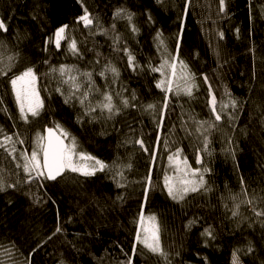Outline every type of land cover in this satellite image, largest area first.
<instances>
[{
	"label": "trees",
	"instance_id": "obj_1",
	"mask_svg": "<svg viewBox=\"0 0 264 264\" xmlns=\"http://www.w3.org/2000/svg\"><path fill=\"white\" fill-rule=\"evenodd\" d=\"M185 2L0 0V18L8 25V32H0V41L6 46L0 54L5 60L19 54L8 76H0V99L13 117L0 111V126L9 134H21L25 143L17 148L29 150L36 128L44 130L59 123L106 164L132 165L123 168L124 187H117L120 178L113 179L108 171L93 177L68 172L56 181L28 184L22 169L16 167L22 161H13L0 150V175L9 184L20 181L16 188L0 191V245L15 243L19 251L14 250V259L21 264L30 253L31 264H120L127 259L125 253L131 254L142 205L144 214H155L161 224L168 260L137 246L134 264H231L237 249L243 264H264V217L255 216L252 206L242 202L251 198L257 210L264 208V0H225L224 12L219 0H191L183 18L179 56L195 73L199 87L191 98L168 93V107L162 111L165 93L156 87L161 75L150 70L161 63L154 37L161 31L175 53ZM84 7L99 19L93 29L77 22ZM118 8L134 14L138 32H132L127 19L114 18ZM64 24L69 26L67 37L73 34L78 41L79 56L69 52L68 39L59 49L54 43L46 44ZM115 37H119L118 44ZM124 47L135 56L139 66L135 72L128 67L124 52L117 50ZM62 60L79 63L93 73L99 91L89 96L92 105L102 100L103 92H111L120 113L107 119V113L101 115L97 109L93 113L97 119L91 120L83 115L78 100L65 103L67 94L56 91L62 85L49 73ZM109 62L119 70L115 81L108 74L106 78L99 75V68ZM27 66L38 72L45 107L39 117L25 124L18 118L8 80ZM208 84L218 101L228 100L227 90L239 106L227 110L235 119L225 114L211 130V155L201 152L202 166L211 169L205 174L207 190L176 202L163 187L165 162L179 147L182 156L197 165V149L203 147L197 122L214 120L208 106ZM133 93L135 100H131ZM122 98L136 106L124 108ZM149 103L156 105L154 112L144 110ZM140 138L148 152L135 143ZM150 170L152 187L145 201V178ZM236 204L240 205L239 215L233 217ZM58 216L62 232L52 235ZM206 228L212 230L214 239L201 235ZM249 246L253 251L245 254ZM0 259L11 264L3 249Z\"/></svg>",
	"mask_w": 264,
	"mask_h": 264
},
{
	"label": "snow or ice",
	"instance_id": "obj_2",
	"mask_svg": "<svg viewBox=\"0 0 264 264\" xmlns=\"http://www.w3.org/2000/svg\"><path fill=\"white\" fill-rule=\"evenodd\" d=\"M162 2V0H158ZM191 0H186L183 16L180 17L181 27L180 31L176 34V49L173 54L168 50L167 44L161 31L156 32L154 40L157 43V49L161 53V63L159 66L151 67L152 72H159L161 79L156 82V87L161 89L165 93L164 103L162 111L168 107V93H174L177 96L184 95L189 98L193 97L194 91L198 90V84L196 81V75L191 71L188 64L180 58V40L183 34V18L187 15L188 6ZM220 11L224 12L226 8L225 0H219ZM134 14L129 12L127 9L118 8L114 13V18L127 19L131 25L133 33L138 32L135 24L133 23ZM149 21H152L151 15L148 17ZM77 22H82L84 28L93 29L94 26L99 25L98 17L93 16L87 7H84L83 14L77 18ZM68 25L64 24L55 30L54 37H50L46 44L54 43L56 49L61 47V42L67 40L66 31ZM115 25H113V29ZM0 32H8V25L0 18ZM106 34V31H103ZM239 29H237V33ZM95 34V33H92ZM221 39H223V32L219 33ZM114 43H119V37L114 38ZM6 46L3 41H0V49H4ZM47 50V48H45ZM68 50L76 56L80 55V50L77 47V41L72 38L68 43ZM123 51L127 56L128 67L134 72L138 69L135 56L127 48L117 49ZM218 54V53H217ZM19 54H13L5 57L0 54V76H8V73L15 67V62ZM47 63V61H45ZM99 63V61H97ZM50 72L58 73L62 84L68 85V92L65 98V103H69L71 100H78L83 108V115L90 117L91 120L97 119L93 115L99 109L101 115L107 113V119H112L118 115L121 108L114 103V98L111 92H103L102 100H99L95 105H92L89 96L93 91H99L95 88V81L93 80V73L90 71L81 72L74 65L61 64L58 68L51 67ZM111 73L112 79L115 81L119 77V70L111 64V62L105 64L102 70L99 72L101 77H107V74ZM38 72L34 66H27L18 74H13L8 83L11 87V92L17 107L18 118L23 123L27 124L30 119L37 118L41 115L44 109V100L41 98L40 90L38 88ZM204 82L208 83V77H203ZM86 81V85H85ZM56 91L61 95H65V91L57 87ZM209 91V107L214 120L212 121H198L196 131L202 137V149H197L196 164L203 165V157L201 152L208 153L210 144V132L217 127V123L221 122L224 115L227 114L230 120L235 119V116L228 109L235 110L238 108V101L231 97V94L227 92L226 95L229 97L227 102L217 100L216 95L212 90L211 84H208ZM119 95V93H117ZM135 93L132 94L131 100H135ZM124 108L129 106L135 107V104H131L128 98H122L120 101ZM156 109L155 104H147L144 106V110L148 112H154ZM0 111L4 112L9 119H13L9 113L7 106L4 104L3 99H0ZM79 119V118H78ZM162 124V119L160 121ZM158 124V127L160 126ZM15 127V124L13 125ZM67 141V143L65 142ZM25 140L21 138L19 132H12L9 134L2 126H0V150L6 154V157H11L13 161L17 162L16 167L22 169L25 180L24 183H35L37 181H56L59 177L64 176L65 173H76L83 177H93L98 172H112L113 179L119 177L117 180V187H124L121 182L124 179L123 168H131L132 165H108L104 161L97 157L79 150L78 142L75 136H72L66 129H64L59 123H55L54 127H45L43 132H37L33 140L34 148L29 154L27 150H20L17 148V144L23 145ZM144 152H148L149 149L145 146L142 138L135 141ZM157 143H159V137H157ZM231 144V139L228 141ZM167 146V141H165ZM234 156V153H232ZM152 160L155 161V152L152 154ZM169 164L174 169L173 175L165 174L163 187L167 192V195L176 202H181L190 193H196L201 190H207L205 174L211 171L208 167L193 168L189 163L187 157H182V149L177 147L174 152L168 156ZM146 186L144 188V199L147 201L148 193L152 187V176L151 170L148 176L145 178ZM20 184L18 180L16 183H7L3 176L0 175V191H5L7 188H16ZM241 184L243 185V178H241ZM43 187V184H40ZM244 195L247 196V190L244 189ZM118 199H122L118 197ZM235 199V197H233ZM249 206H252V211L257 217H264V208L257 210L254 206L253 199H246L242 201ZM55 203V201H53ZM239 204L235 205L232 210V216L236 217L239 215ZM137 227L135 230L133 245L131 254L125 253L127 259L121 261L120 264H134V257L137 254V246H141L147 252L163 257L165 261L168 260V254L165 252L161 242V224L155 214L145 215L143 205L138 215V219L135 221ZM190 225L193 222H189ZM62 232V227L59 224V216L57 226L52 235ZM208 238L214 239L213 232L210 228H206L201 234ZM51 239V237H49ZM39 247V245H38ZM0 249H3V255L8 257L11 264H21L20 261L14 259V250L19 251L16 248L15 243L11 247H5L0 245ZM122 250V249H121ZM33 252L36 249L32 250ZM123 251V250H122ZM240 249L234 250L232 253V264H242L240 258ZM245 251V254L253 251L252 247L249 246ZM207 258H205L206 261ZM0 264H5L3 259H0ZM23 264H31V253L25 258ZM170 264V261L168 262Z\"/></svg>",
	"mask_w": 264,
	"mask_h": 264
},
{
	"label": "rangeland",
	"instance_id": "obj_3",
	"mask_svg": "<svg viewBox=\"0 0 264 264\" xmlns=\"http://www.w3.org/2000/svg\"><path fill=\"white\" fill-rule=\"evenodd\" d=\"M72 38H74L76 41H77V39H76V37H75V35H73V34H71V35H69V37H68V43L70 42V40L72 39ZM68 43H67V46H68ZM166 43V42H165ZM77 47H78V41H77ZM167 47H168V45H167ZM68 48V47H67ZM168 50L171 52V50H170V48L168 47ZM70 52V51H69ZM160 55H161V53H160ZM61 64H67V65H74V66H76L81 72H84V71H88V70H86L82 65H80L79 63H72V62H67V61H65V60H62V61H60L59 63H57V64H55V65H53L52 67H56V68H58ZM104 66V65H103ZM103 66H101L100 68H99V72L102 70V68H103ZM49 73H51V74H53L55 77H57L58 79H59V81H60V83H61V85H62V89L65 91V93L67 94V92H68V85H66V84H62V82H61V78H60V76H59V74L58 73H52V72H50V69H49ZM108 75H110V76H112L111 75V73H108ZM161 75V74H160ZM162 78V77H161ZM85 85H86V81H85ZM38 88H39V85H38ZM208 95H209V92H208ZM209 100H210V96H208V106H209ZM219 102V101H218ZM224 102H227V101H224ZM210 108V107H209ZM37 130H35L34 131V133H33V135H32V139H31V143H30V147H29V150H27V152L30 154L31 153V151L33 150V148H34V143H33V140H34V138H35V136H36V133L37 132H43V130H40L39 128H36ZM67 142V141H66ZM78 142V141H77ZM78 146H79V150H83V151H85V152H87L85 149H84V147L78 142ZM88 153V152H87ZM172 153V152H171ZM90 154V153H89ZM182 157H184V156H182ZM189 163V162H188ZM190 164V163H189ZM191 165V164H190ZM193 168H198V167H203L202 165H191ZM165 174H168V175H173L174 174V169H173V167L169 164V161H168V158H167V160H166V162H165ZM147 216V215H146ZM231 264H232V256H231ZM243 264V263H242Z\"/></svg>",
	"mask_w": 264,
	"mask_h": 264
},
{
	"label": "water",
	"instance_id": "obj_4",
	"mask_svg": "<svg viewBox=\"0 0 264 264\" xmlns=\"http://www.w3.org/2000/svg\"><path fill=\"white\" fill-rule=\"evenodd\" d=\"M47 127H54V126H47ZM45 129V128H44ZM44 131V130H43ZM66 142V141H65ZM67 143V142H66Z\"/></svg>",
	"mask_w": 264,
	"mask_h": 264
}]
</instances>
